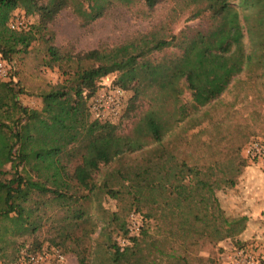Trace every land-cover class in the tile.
Instances as JSON below:
<instances>
[{
	"label": "trees",
	"instance_id": "obj_1",
	"mask_svg": "<svg viewBox=\"0 0 264 264\" xmlns=\"http://www.w3.org/2000/svg\"><path fill=\"white\" fill-rule=\"evenodd\" d=\"M132 1L0 0L4 64L11 65L16 55L27 54L32 43L41 42L49 57L43 65L67 77L40 95L45 107L40 115L20 104L23 90L13 78L0 81V257H6L15 238L37 230L35 214L43 197L67 198L47 183L24 177L27 153L52 163L81 135L80 162L61 170L66 180L84 191L82 202L96 205L104 230L113 227L106 232L104 263L191 264L197 246L213 244L217 249L220 242L230 240L240 247L235 238L246 229L248 218L227 216L217 193L233 188L246 166L240 156L242 143L232 147L230 155L199 165L178 158L163 140L189 115L217 100L243 71L264 83V0H191L204 4L188 18L204 17L207 23L202 28L186 27L177 35L148 33L109 49L76 55L62 54L54 46L48 25L62 10L72 8L87 24L101 18L112 4L128 6ZM139 1L153 10L159 0ZM15 10L36 16V22L24 30H11ZM113 74L114 86L133 93L124 118L140 96L148 97L150 106L127 130L118 124L94 134L95 125L82 134L81 106L96 94L100 81ZM184 91L190 95L188 103L182 100ZM69 99L71 103H63ZM31 120L36 121L32 132H26L24 125ZM113 163H118L117 168L98 179L101 167ZM104 197L115 200L118 210L102 208ZM64 212L50 243L71 253L78 264H88L90 237L97 224L83 204ZM132 212L141 218L140 234L120 249L114 239L126 237ZM8 259L14 258L10 254Z\"/></svg>",
	"mask_w": 264,
	"mask_h": 264
},
{
	"label": "rangeland",
	"instance_id": "obj_2",
	"mask_svg": "<svg viewBox=\"0 0 264 264\" xmlns=\"http://www.w3.org/2000/svg\"><path fill=\"white\" fill-rule=\"evenodd\" d=\"M232 2L237 3V0ZM203 6L204 4H196L191 0H159L153 10H148L143 1L133 0L128 6L112 4L101 18L87 24L68 7L48 25V31L60 53L76 55L95 49H109L148 33L177 35L186 27L202 28L207 23L204 17L195 20L188 18L196 9ZM15 17L21 18L25 29L37 20L36 16H26L22 10H15L12 19ZM48 58L45 45L34 42L27 54H18L13 58L11 65L5 64L7 76L0 77V81L5 82L13 78L12 81L23 90L18 97L20 104L28 108L31 114L33 112L42 114L45 107L40 95L49 92L67 78L57 69L51 70L43 65ZM251 76V72L243 71L217 100L189 115L163 140L166 148L178 158H186L190 164L199 165L212 164L225 154L230 155L231 148L237 143H242L240 156L246 161V166L233 188L221 189L217 193L220 206L227 216L244 215L248 218L246 229L235 238L239 240L240 247H236L234 241L230 240L220 242L217 249L213 244L197 246L190 256L191 264H229L228 255L232 248H243L254 254L259 264H264V163L258 159L248 158L244 152L245 146L252 140L264 143V83L255 81ZM115 78V74L103 78L96 94L81 106L84 121L79 130L82 134H85L84 129L88 131L95 125L97 130L94 134L108 132L118 124L121 129L127 130L125 128L143 115L150 106L149 98L140 96L135 102L134 109L124 118L133 93L122 90L123 94L117 99L119 105L114 108V112L104 114L103 118L96 117L91 108L93 100L102 94H114L117 89L113 85ZM182 100L190 102L188 92L184 91ZM63 103L71 101L69 99ZM35 122L31 120L25 123L24 130L32 132V125ZM81 139L82 135L79 136V140L65 148L58 161L52 158V163L43 162L42 156L35 159L27 151L24 177L31 182L47 183L49 187L67 194V198L43 197L35 214L37 230L15 238L14 243L7 249L6 257H0V264H18L25 254L45 257L41 264H78L71 253H64L62 249L52 247L50 242L57 234L58 223H61L65 216L64 209L79 204L87 207V211L97 224L95 233L90 237L91 255L88 264H106L102 257L105 247H108L105 244L106 232L113 227L104 230L96 205L91 206L90 202L88 204L82 202L81 196L84 191L62 175V166L71 169L80 162L83 151ZM27 148L30 150L32 145H28ZM117 164L101 167L97 178L101 179L116 169ZM5 170L8 171L9 166H6ZM101 206L109 212L118 210L117 202L109 197L103 198ZM81 229H77L76 234H80ZM113 237L114 235L112 239ZM118 238L122 237H116L114 240L117 242ZM55 252H59L63 260L60 261ZM10 254L14 258L12 261L8 259Z\"/></svg>",
	"mask_w": 264,
	"mask_h": 264
},
{
	"label": "built area",
	"instance_id": "obj_3",
	"mask_svg": "<svg viewBox=\"0 0 264 264\" xmlns=\"http://www.w3.org/2000/svg\"><path fill=\"white\" fill-rule=\"evenodd\" d=\"M9 28L11 30H24L25 24L21 18L15 17L9 22ZM5 64L0 59V77H6ZM123 94V91L119 88L116 89L114 94H102L97 96L92 103V112L98 118H103L106 113L114 112V108L119 105L117 100ZM245 155L253 160H261L264 163V143L252 140L244 149ZM142 222L138 214L132 212L128 215L126 221V237L118 238L117 245L120 249H124L132 243V239L136 238L140 234ZM55 256L61 261L63 257L59 252H55ZM45 260V257L41 255L25 254L18 264H41ZM229 264H259L258 258L251 252L243 248H232L228 255Z\"/></svg>",
	"mask_w": 264,
	"mask_h": 264
}]
</instances>
